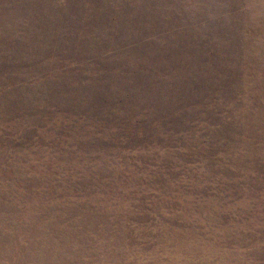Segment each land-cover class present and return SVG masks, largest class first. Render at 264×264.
<instances>
[{
  "label": "rangeland",
  "instance_id": "1",
  "mask_svg": "<svg viewBox=\"0 0 264 264\" xmlns=\"http://www.w3.org/2000/svg\"><path fill=\"white\" fill-rule=\"evenodd\" d=\"M0 264H264V0H0Z\"/></svg>",
  "mask_w": 264,
  "mask_h": 264
}]
</instances>
